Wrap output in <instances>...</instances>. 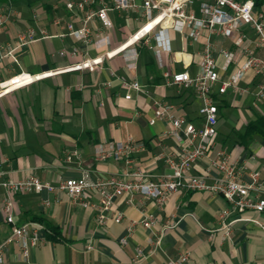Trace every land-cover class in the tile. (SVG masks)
Here are the masks:
<instances>
[{"label":"crops","instance_id":"0c3cea01","mask_svg":"<svg viewBox=\"0 0 264 264\" xmlns=\"http://www.w3.org/2000/svg\"><path fill=\"white\" fill-rule=\"evenodd\" d=\"M67 1L0 0L1 181L34 175L55 185L80 178L84 170L93 179L118 176L143 182L172 174L170 160L179 158L181 147L163 136L166 121H150L155 103L160 102L201 125V99L192 87L167 85L165 73L197 74L208 42L220 74L212 94L219 123L209 155L198 159L191 173L214 182L222 172L213 161L224 150L241 168L243 182L251 183L254 171L264 180V127L246 132L251 122L264 117V73L248 69L237 88L219 92L222 81L243 66L249 51L264 57L251 25L242 23L233 37L203 30L195 41L189 26L178 30L161 22L156 30L167 28L171 51L160 56L151 48L156 44L154 36L135 37L145 22L139 8L110 10L111 28L93 18L86 43L69 33L68 24L80 28L91 7L70 10ZM189 8L201 16L200 0ZM30 28L40 39L16 50L15 60L8 52ZM43 33L48 36L41 37ZM224 50L234 55L229 65ZM21 73L25 74L14 79ZM123 81H138L142 89L127 88ZM128 137L143 143L131 164L96 160L100 143ZM136 171L145 175L134 176ZM251 195L264 198V190ZM9 198L16 225H42L41 241L30 247L28 258L18 242L8 241L13 224L7 222L4 204ZM100 203L97 191L76 199L58 189L12 194L0 186V245L4 246L0 264H264V213L239 212L220 194L184 189L163 204L140 194L133 199L116 197L105 223L99 220ZM117 212L123 214L120 222L113 218ZM149 216L154 223L147 227L142 220ZM227 222H231L230 236L223 227ZM157 236L162 237L160 245L149 241Z\"/></svg>","mask_w":264,"mask_h":264},{"label":"built area","instance_id":"2783aa9c","mask_svg":"<svg viewBox=\"0 0 264 264\" xmlns=\"http://www.w3.org/2000/svg\"><path fill=\"white\" fill-rule=\"evenodd\" d=\"M193 2L194 0H143L141 4H137L135 0H70L66 2V6L70 10L83 9L86 6H90L91 9L87 12L80 28L76 29L70 23L68 29L70 34L88 43L91 36L89 22L93 18H99L107 28H111L113 24L109 17L110 10L122 11L137 7L140 9V14L144 17L145 22L139 34H136L135 37L148 40L154 36L156 44L152 45L151 48L160 56L171 51L167 28L163 27L156 30L157 26L165 21L178 30H182L186 25L189 26L191 28L189 36L195 41L203 36V30L219 36L233 37L242 23L249 24L257 33L258 46L264 50V10H257L253 0H200L201 16H197L189 8ZM42 35L44 37L48 36L46 33L41 34V37ZM38 39H40V36L33 28H30L19 35L18 41L8 53L16 60L13 54L16 50ZM222 53L227 58L226 65H229L234 59V55L225 50ZM62 54H65V51ZM133 55H137L136 50H133ZM200 65L201 69L195 75H192L188 70L173 74L166 72L165 79L167 85L193 88L202 101L200 113L203 121L201 125L198 126L189 121L184 115L178 114L173 105L160 102L155 103V116L150 121L151 124L155 123L156 119L166 121L168 128L163 132V136L174 139L181 147L179 158L176 161L170 160V165L173 168L172 174L143 182L140 179L129 180L118 176L93 179L90 173L84 170L80 178L63 179L55 185L31 175L20 180H0V186H3L12 194L24 191H41L44 188L50 191L58 189L76 199H83L91 192L97 191L101 195L99 220L102 223L110 218L109 212L116 197L128 195L129 198L133 199L136 194H140L143 198H152L159 204H163L171 195L184 189L220 194L231 202L239 212L252 209L264 213V198L251 195L252 191L260 192V190H264V180H260V172L254 171L251 174V183L243 182L241 180V168L231 161L224 150L218 151L217 158L213 161V165L222 172V175L216 178L214 182L209 183L204 175L191 173V168L195 162L209 155L214 145L213 140L217 134L219 123V109L212 94L215 85L220 80V74L217 60L213 56V45L210 42L203 49ZM248 69H253L256 73H264V57L257 56L253 51H249L243 66L236 73L222 81L219 92L224 93L229 87L237 88L239 80ZM23 74L25 73H21L14 79L20 78ZM27 75L31 77V74L28 73ZM123 85L130 89H142V85L138 81H123ZM260 94L262 95V91ZM126 98H131V94H127ZM142 147L143 143L133 137H128L126 140L106 141L98 145L95 157L97 161L114 159L117 161L125 160L128 164H131L133 162L132 156L139 152ZM133 175L141 178L145 174L136 171ZM13 205L12 198L7 199L4 204L7 222L13 224V231L8 241L15 240L18 242L23 256L28 258L30 247L38 245L41 241L39 228L42 225L36 222L16 225ZM113 218L115 222H120L123 214L117 212L113 215ZM142 223L148 227L154 223V219L149 216L143 219ZM223 227L226 230V236H230L231 222L223 223ZM161 240L162 237L157 236L156 239H150L149 241L155 245H160ZM122 242L127 243L126 238H122ZM3 247V244H1L0 263L4 260ZM137 251L138 255L142 254L141 248H138Z\"/></svg>","mask_w":264,"mask_h":264},{"label":"trees","instance_id":"16d2710c","mask_svg":"<svg viewBox=\"0 0 264 264\" xmlns=\"http://www.w3.org/2000/svg\"><path fill=\"white\" fill-rule=\"evenodd\" d=\"M257 8L259 10H261L262 5L264 4V0H255L254 1ZM264 127V117H260L258 118L256 121L251 122L248 126H247V133H253L255 131H261V129ZM51 230H54L53 227H49Z\"/></svg>","mask_w":264,"mask_h":264}]
</instances>
